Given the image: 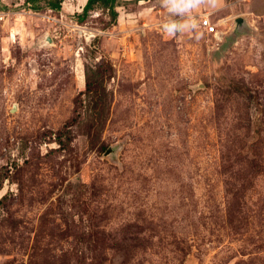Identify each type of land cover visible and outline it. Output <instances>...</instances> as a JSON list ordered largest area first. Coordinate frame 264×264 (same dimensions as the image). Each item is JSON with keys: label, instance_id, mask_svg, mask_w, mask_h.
<instances>
[{"label": "rangeland", "instance_id": "rangeland-1", "mask_svg": "<svg viewBox=\"0 0 264 264\" xmlns=\"http://www.w3.org/2000/svg\"><path fill=\"white\" fill-rule=\"evenodd\" d=\"M86 1L0 0V264H264V0Z\"/></svg>", "mask_w": 264, "mask_h": 264}, {"label": "trees", "instance_id": "trees-1", "mask_svg": "<svg viewBox=\"0 0 264 264\" xmlns=\"http://www.w3.org/2000/svg\"><path fill=\"white\" fill-rule=\"evenodd\" d=\"M38 0H27V2L37 3ZM125 0H87L82 11L78 13V21L84 23L91 12L95 10H101L102 13L109 11L112 23H108L106 28L109 26L116 25L119 18L118 8L123 5ZM137 1L140 0H132ZM62 0H56L52 3V7L56 10L62 9ZM37 8V7H35ZM114 67L110 61H102L97 63L95 66L87 67L86 70V90L82 92V95H87L90 99L95 101H103L107 97V87L105 82L114 77Z\"/></svg>", "mask_w": 264, "mask_h": 264}, {"label": "clouds", "instance_id": "clouds-1", "mask_svg": "<svg viewBox=\"0 0 264 264\" xmlns=\"http://www.w3.org/2000/svg\"><path fill=\"white\" fill-rule=\"evenodd\" d=\"M158 2L174 17L162 25L163 32L170 37H175L196 28L194 18L191 15L194 10L202 5L213 7L216 5V0H158Z\"/></svg>", "mask_w": 264, "mask_h": 264}, {"label": "built area", "instance_id": "built-area-1", "mask_svg": "<svg viewBox=\"0 0 264 264\" xmlns=\"http://www.w3.org/2000/svg\"><path fill=\"white\" fill-rule=\"evenodd\" d=\"M200 26L203 27L207 33L215 34L220 37L217 25L211 20L210 15H204L203 18L200 19Z\"/></svg>", "mask_w": 264, "mask_h": 264}, {"label": "water", "instance_id": "water-1", "mask_svg": "<svg viewBox=\"0 0 264 264\" xmlns=\"http://www.w3.org/2000/svg\"><path fill=\"white\" fill-rule=\"evenodd\" d=\"M236 26H237V31L239 32L238 35L246 32L244 29L246 28L247 26V20L242 18V17H239L236 21ZM13 111H15V108L13 109ZM110 152H111V149H110ZM109 154V153H108Z\"/></svg>", "mask_w": 264, "mask_h": 264}]
</instances>
